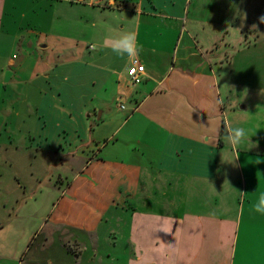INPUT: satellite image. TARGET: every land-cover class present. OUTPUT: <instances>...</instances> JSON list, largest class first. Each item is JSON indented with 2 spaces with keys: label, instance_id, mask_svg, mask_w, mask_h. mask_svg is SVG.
I'll use <instances>...</instances> for the list:
<instances>
[{
  "label": "crops",
  "instance_id": "0c3cea01",
  "mask_svg": "<svg viewBox=\"0 0 264 264\" xmlns=\"http://www.w3.org/2000/svg\"><path fill=\"white\" fill-rule=\"evenodd\" d=\"M54 1L0 0V167L33 150L54 169L30 195L55 198L44 249L74 245L89 264H264L251 209L264 191V8L231 30L236 0H90L106 23L84 51ZM126 31L146 70L136 86L132 60L105 45ZM228 126L249 134L234 164L221 160Z\"/></svg>",
  "mask_w": 264,
  "mask_h": 264
},
{
  "label": "rangeland",
  "instance_id": "374dc122",
  "mask_svg": "<svg viewBox=\"0 0 264 264\" xmlns=\"http://www.w3.org/2000/svg\"><path fill=\"white\" fill-rule=\"evenodd\" d=\"M89 1L90 0L54 1L55 4L61 3L59 4V7L68 9V15L75 19V23L67 26L66 34L71 39H74L75 42H78L80 44L79 47L84 51L87 50V47L90 45H93L96 48L95 37L98 36V33L93 32L94 27H92V25L96 24L99 27L103 23H106V20H103L104 18L102 15L90 18V8L87 7L89 6ZM213 1L214 0H212V2ZM236 1L237 5H229V7L235 8L239 18L234 22L233 26H230V29H239L241 27H243V29H248V26L255 25L258 21L256 20L257 17L255 14L246 17H241V15L247 11L248 7L260 6L264 8V0ZM249 1L256 4L252 3L249 6ZM242 2L245 3V5H241ZM218 7L219 6H216V8ZM214 9L215 6L212 3L209 12L213 14ZM261 35L260 39L262 40L264 39V33ZM1 122L2 121H0V127H3L4 123L1 124ZM3 135H5V133H3ZM37 154V151L31 150L27 153L23 150L22 157L24 160L22 159L19 162H15L13 166L8 164L9 166L0 167V170H4V176H6V178H4V176L1 175L2 179H0V258H4L3 264H14V258L18 254L24 256L22 259V261H25L24 264H50V262L56 264L57 261L55 262L54 259L57 258H59L60 264H89L85 261L86 259H84L83 262L77 259L78 255L74 249V245L66 246L67 252H65V256L60 255L56 251L58 247L57 245H53L48 249H44L43 247L46 239L44 234L48 216L46 211H48L55 198L48 196L50 194L49 191H47L46 196H43L42 192L33 197L30 195L32 193L31 190L34 181L37 177L42 178L45 173L44 170L48 169L49 171H52L53 174L55 172L53 168L50 169L47 159L44 158L41 153L38 155V160L33 161L34 156ZM16 173L21 178L23 185L22 188L19 187L16 179L12 177V174ZM10 174V177L7 176ZM44 206L46 207V211L43 208ZM122 245H124V247H120V249L124 251H121V253L124 257H128L131 253L129 246L124 242H122ZM103 256L98 255L96 260L101 259L104 260V264H110V262L106 261V258H103ZM124 262L125 261H118L113 264H124Z\"/></svg>",
  "mask_w": 264,
  "mask_h": 264
},
{
  "label": "clouds",
  "instance_id": "9594fccd",
  "mask_svg": "<svg viewBox=\"0 0 264 264\" xmlns=\"http://www.w3.org/2000/svg\"><path fill=\"white\" fill-rule=\"evenodd\" d=\"M259 22L264 23V15L259 17ZM105 45L109 47L113 53L120 57L127 56L129 60H134L138 57L141 51L137 45V33L134 31H126L105 40ZM227 135L224 137L225 142L231 147L232 152L221 154L222 163L234 164L239 157V150L245 140L249 139L248 131L243 127L233 128L228 126ZM234 157L235 159H233ZM252 211L264 216V191H262L254 204L251 205Z\"/></svg>",
  "mask_w": 264,
  "mask_h": 264
},
{
  "label": "built area",
  "instance_id": "2783aa9c",
  "mask_svg": "<svg viewBox=\"0 0 264 264\" xmlns=\"http://www.w3.org/2000/svg\"><path fill=\"white\" fill-rule=\"evenodd\" d=\"M91 49H93V47H91ZM145 72V66L138 59L132 60L127 70V75L130 80V83L133 86L139 85L143 80Z\"/></svg>",
  "mask_w": 264,
  "mask_h": 264
}]
</instances>
